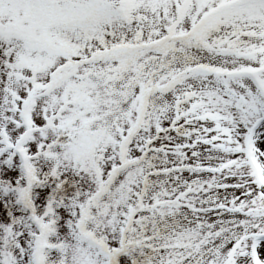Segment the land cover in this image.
Masks as SVG:
<instances>
[{
    "label": "snow or ice",
    "instance_id": "snow-or-ice-1",
    "mask_svg": "<svg viewBox=\"0 0 264 264\" xmlns=\"http://www.w3.org/2000/svg\"><path fill=\"white\" fill-rule=\"evenodd\" d=\"M0 264H264V0H0Z\"/></svg>",
    "mask_w": 264,
    "mask_h": 264
}]
</instances>
